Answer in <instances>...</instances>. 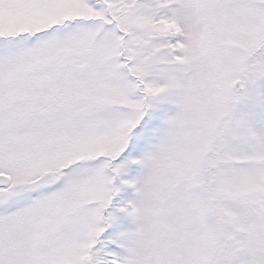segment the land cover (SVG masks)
<instances>
[{
	"label": "snow or ice",
	"instance_id": "6c2138e0",
	"mask_svg": "<svg viewBox=\"0 0 264 264\" xmlns=\"http://www.w3.org/2000/svg\"><path fill=\"white\" fill-rule=\"evenodd\" d=\"M0 264H264V0H0Z\"/></svg>",
	"mask_w": 264,
	"mask_h": 264
},
{
	"label": "rangeland",
	"instance_id": "374dc122",
	"mask_svg": "<svg viewBox=\"0 0 264 264\" xmlns=\"http://www.w3.org/2000/svg\"><path fill=\"white\" fill-rule=\"evenodd\" d=\"M141 175L142 169H140L139 165L130 164L123 170L121 179L136 180ZM114 184L119 189V191L113 198L112 202V211L115 216V222L112 226V230L117 232L125 229L134 230L138 222L134 221L126 213L119 211V209L123 207L125 203L136 200L137 196L135 187L123 185L120 183V180L115 181Z\"/></svg>",
	"mask_w": 264,
	"mask_h": 264
},
{
	"label": "clouds",
	"instance_id": "9594fccd",
	"mask_svg": "<svg viewBox=\"0 0 264 264\" xmlns=\"http://www.w3.org/2000/svg\"><path fill=\"white\" fill-rule=\"evenodd\" d=\"M138 191L140 195L136 201L137 215L140 218H145L151 210L152 196V188L147 177L141 183L140 189ZM133 219H135V217Z\"/></svg>",
	"mask_w": 264,
	"mask_h": 264
}]
</instances>
